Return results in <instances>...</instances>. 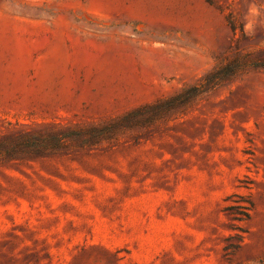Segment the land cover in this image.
I'll return each instance as SVG.
<instances>
[{
  "label": "rangeland",
  "instance_id": "1",
  "mask_svg": "<svg viewBox=\"0 0 264 264\" xmlns=\"http://www.w3.org/2000/svg\"><path fill=\"white\" fill-rule=\"evenodd\" d=\"M238 52L264 0H0V139L80 134L0 159V264H264V69L150 108Z\"/></svg>",
  "mask_w": 264,
  "mask_h": 264
},
{
  "label": "trees",
  "instance_id": "2",
  "mask_svg": "<svg viewBox=\"0 0 264 264\" xmlns=\"http://www.w3.org/2000/svg\"><path fill=\"white\" fill-rule=\"evenodd\" d=\"M230 28L236 32L237 27L229 19ZM264 69V59H252L250 54L236 53L232 58L218 65L209 73L201 77L196 83L183 89L176 96L161 101L150 108L155 110L170 111L179 106H185L198 97L208 94L212 90L237 78L249 70ZM96 131V130H95ZM102 132L90 135L83 140V146H89ZM80 137V134L72 133H41L24 130L18 135L5 136L0 139V159L15 160L21 156H41L61 151L71 137ZM239 245H230L224 248L229 259L239 249Z\"/></svg>",
  "mask_w": 264,
  "mask_h": 264
},
{
  "label": "bare ground",
  "instance_id": "3",
  "mask_svg": "<svg viewBox=\"0 0 264 264\" xmlns=\"http://www.w3.org/2000/svg\"><path fill=\"white\" fill-rule=\"evenodd\" d=\"M60 58H61L60 50L58 48H55L53 50V53H52V65H51L52 69H57L59 67L60 60H61ZM49 64H50V62H49Z\"/></svg>",
  "mask_w": 264,
  "mask_h": 264
}]
</instances>
